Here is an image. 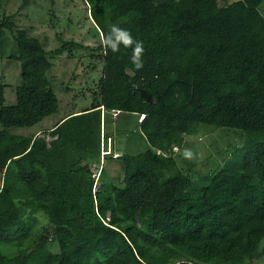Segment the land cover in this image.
<instances>
[{
  "label": "trees",
  "instance_id": "trees-1",
  "mask_svg": "<svg viewBox=\"0 0 264 264\" xmlns=\"http://www.w3.org/2000/svg\"><path fill=\"white\" fill-rule=\"evenodd\" d=\"M86 1L101 35L118 25L143 41L144 65L134 69L131 49L102 48L97 99L47 143L9 130L59 109L51 50L13 31L20 82L7 103L0 81V227L46 221L31 239L0 237V264H263L264 0ZM3 25L14 28L3 20L0 36ZM103 109L133 113L147 146L101 155ZM200 125L244 137L203 172L174 149ZM100 158L120 161L118 192L113 181L93 190Z\"/></svg>",
  "mask_w": 264,
  "mask_h": 264
},
{
  "label": "rangeland",
  "instance_id": "rangeland-1",
  "mask_svg": "<svg viewBox=\"0 0 264 264\" xmlns=\"http://www.w3.org/2000/svg\"><path fill=\"white\" fill-rule=\"evenodd\" d=\"M1 3L0 23L3 20L12 21L14 27L13 30L6 25L1 27L0 81L5 85V102L15 101V87L20 82L19 61L9 53L16 52L13 31L16 27H22L29 35L36 36L46 49L51 50L52 67L47 74L59 104L57 112L45 116L33 126H16L9 130L45 137L48 143L52 138L49 130L57 121L70 112L90 106L97 99L98 82L103 69L102 35L90 16L86 0H2ZM131 67L129 65L128 69ZM116 112L102 111L104 122L101 131L108 136L101 138V155L111 143H114L113 156L125 150L137 152L144 149L147 142L139 133L135 115H115ZM243 139L242 133H227L220 127L200 125L196 132L185 135L182 147L174 146V149L177 154L183 153L185 149L191 150L193 155L189 160L195 163L194 168L203 172L222 165L227 155L237 147L234 145H241ZM101 158L97 164L91 163L93 190L105 181H113L114 190L118 192L120 188L116 181L120 180L122 174L121 163L117 159L103 162ZM102 166L105 172L100 170ZM45 221L42 213L32 214L18 223L2 225L0 237L8 240L23 234L31 239L36 227ZM259 261L264 264V251Z\"/></svg>",
  "mask_w": 264,
  "mask_h": 264
},
{
  "label": "clouds",
  "instance_id": "clouds-1",
  "mask_svg": "<svg viewBox=\"0 0 264 264\" xmlns=\"http://www.w3.org/2000/svg\"><path fill=\"white\" fill-rule=\"evenodd\" d=\"M154 6L156 5L154 4ZM101 46L105 55H107L109 51L114 54L119 53L121 48L131 49L130 61L134 69L140 70L143 68V41L135 39L127 29L121 28L118 25H112L107 34H102ZM192 155L189 149L183 151V156L185 158H192Z\"/></svg>",
  "mask_w": 264,
  "mask_h": 264
},
{
  "label": "built area",
  "instance_id": "built-area-1",
  "mask_svg": "<svg viewBox=\"0 0 264 264\" xmlns=\"http://www.w3.org/2000/svg\"><path fill=\"white\" fill-rule=\"evenodd\" d=\"M114 112H116V110H113ZM141 116H143V115H141Z\"/></svg>",
  "mask_w": 264,
  "mask_h": 264
}]
</instances>
